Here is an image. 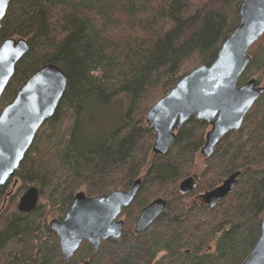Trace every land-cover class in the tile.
<instances>
[{
  "label": "trees",
  "instance_id": "16d2710c",
  "mask_svg": "<svg viewBox=\"0 0 264 264\" xmlns=\"http://www.w3.org/2000/svg\"><path fill=\"white\" fill-rule=\"evenodd\" d=\"M215 1L221 8L194 0H11L0 46L22 39L29 51L16 65L0 114L44 66L58 67L67 88L16 172V192L8 196L12 180L0 188V264L244 263L264 220V95L208 159L201 154L208 124L190 119L169 153L158 156L146 122L180 79L214 62L239 24L242 0ZM249 56L238 85L253 80L264 88V36ZM188 177L197 187L182 196L179 185ZM138 179L137 196L120 216L122 237L102 242L97 252L83 243L62 262L50 221H62L79 192L104 197ZM229 180L234 189L219 203L186 205ZM30 190L38 204L21 212ZM157 199L167 202L165 212L135 234L140 212Z\"/></svg>",
  "mask_w": 264,
  "mask_h": 264
},
{
  "label": "water",
  "instance_id": "95a60500",
  "mask_svg": "<svg viewBox=\"0 0 264 264\" xmlns=\"http://www.w3.org/2000/svg\"><path fill=\"white\" fill-rule=\"evenodd\" d=\"M10 2L0 0V29ZM239 17V24L222 44L214 62L184 76L147 112V125L155 133L152 148L155 155H167L175 142V132L195 117L210 126L201 151L204 158H210L226 135L241 128L245 117L264 95V88L257 87L253 80L238 85L250 64L251 48L264 35V0H242ZM28 51L29 46L22 39H7L0 46V100L16 65ZM66 88L65 74L55 65L44 66L27 80L12 103L1 112L0 188L14 179L36 135L54 116ZM140 185L138 179L128 191H114L104 197L88 198L82 192L77 193L63 220H52L49 224L58 238L61 261L68 263L83 243L97 252L102 242L120 239L125 224L119 217L133 204ZM196 187L195 179L188 177L180 183L179 193L188 196ZM233 189L231 180L225 182L207 195L208 202L219 203ZM38 200L35 190L26 192L19 202V211H33ZM5 204L6 200L3 208ZM166 206L165 200L157 199L145 207L135 222V234L148 231ZM243 264H264V220L260 238Z\"/></svg>",
  "mask_w": 264,
  "mask_h": 264
},
{
  "label": "rangeland",
  "instance_id": "374dc122",
  "mask_svg": "<svg viewBox=\"0 0 264 264\" xmlns=\"http://www.w3.org/2000/svg\"><path fill=\"white\" fill-rule=\"evenodd\" d=\"M210 3H212L213 4V6L215 7V8H221V4L220 3H218V2H214V0H194V4L196 5V6H198V7H203L204 5H207V4H210ZM264 36V35H263ZM262 38V37H261ZM260 38V39H261ZM41 130V129H40ZM210 131V130H209ZM15 181H16V179H15V177H14V179H12V185H10V187H9V191H10V193H9V195L8 196H11V195H13L15 192H16V190H17V186H18V181H17V185L14 187V185H15ZM6 200V202H7V199H5ZM202 204H208V200H207V197L206 196H203V197H197V198H194V199H190V200H187L186 201V205L187 206H193V205H202ZM51 222V221H50ZM50 224V223H49ZM58 239V238H57Z\"/></svg>",
  "mask_w": 264,
  "mask_h": 264
},
{
  "label": "flooded vegetation",
  "instance_id": "af4514ba",
  "mask_svg": "<svg viewBox=\"0 0 264 264\" xmlns=\"http://www.w3.org/2000/svg\"><path fill=\"white\" fill-rule=\"evenodd\" d=\"M199 197H203V196H199ZM197 198V197H196ZM202 205H208V204H202Z\"/></svg>",
  "mask_w": 264,
  "mask_h": 264
},
{
  "label": "snow or ice",
  "instance_id": "6c2138e0",
  "mask_svg": "<svg viewBox=\"0 0 264 264\" xmlns=\"http://www.w3.org/2000/svg\"><path fill=\"white\" fill-rule=\"evenodd\" d=\"M0 14H2V13H0Z\"/></svg>",
  "mask_w": 264,
  "mask_h": 264
}]
</instances>
